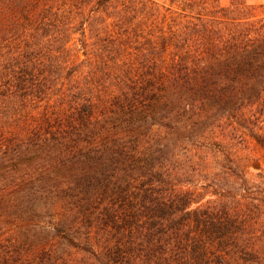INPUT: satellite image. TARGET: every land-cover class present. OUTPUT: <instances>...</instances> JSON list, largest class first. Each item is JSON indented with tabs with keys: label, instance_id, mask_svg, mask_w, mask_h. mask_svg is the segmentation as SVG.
Here are the masks:
<instances>
[{
	"label": "trees",
	"instance_id": "obj_1",
	"mask_svg": "<svg viewBox=\"0 0 264 264\" xmlns=\"http://www.w3.org/2000/svg\"><path fill=\"white\" fill-rule=\"evenodd\" d=\"M249 143L264 5L0 0V264H264Z\"/></svg>",
	"mask_w": 264,
	"mask_h": 264
},
{
	"label": "rangeland",
	"instance_id": "obj_2",
	"mask_svg": "<svg viewBox=\"0 0 264 264\" xmlns=\"http://www.w3.org/2000/svg\"><path fill=\"white\" fill-rule=\"evenodd\" d=\"M249 5L259 6L264 5V0H246ZM221 4L227 5L229 4L230 0H220ZM234 151L238 152L237 155L242 157V155L247 156L250 158V167H249V179L251 183H255V176L260 171L257 170V165H261L264 168V151L260 148H257L254 143H249V145L244 146H234ZM242 154V155H241ZM44 218L42 220H50L48 214L43 212Z\"/></svg>",
	"mask_w": 264,
	"mask_h": 264
}]
</instances>
